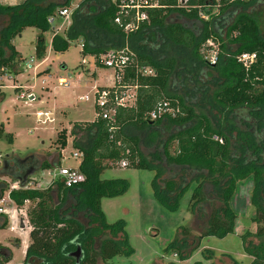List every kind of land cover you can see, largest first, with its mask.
<instances>
[{
    "label": "trees",
    "instance_id": "obj_1",
    "mask_svg": "<svg viewBox=\"0 0 264 264\" xmlns=\"http://www.w3.org/2000/svg\"><path fill=\"white\" fill-rule=\"evenodd\" d=\"M69 5L70 0L0 3V77L23 72L25 61L14 39L26 27L41 30L35 55L46 58L43 32L49 19ZM263 13L264 0H191L189 6L159 0V6L147 10L148 20L139 29L126 32L115 21L120 14L113 0L78 4L64 33L54 32L52 50L64 53L79 41L82 56H92L96 66L103 68L102 54L129 46L136 58L126 70V80L138 86L136 100L132 107L117 108L113 122L96 117L73 122L69 134L66 129L59 131L54 160L33 152L0 158L2 172L19 185L10 191L11 200L18 208L30 204V242L21 264H107L130 252L124 221L109 223L101 203L105 197L128 191L126 179L102 178L107 169L122 161L128 167L154 170L153 194L170 210L178 207L181 196L194 184L191 212L198 222H205L199 224L198 235L189 226L181 227L170 243L168 248L181 259L190 257L202 238H222L234 232L237 213L230 200L237 183L252 177L250 201L256 227L254 232L246 230L241 240L251 264H264ZM209 39L221 47L215 64L207 63L200 51ZM243 53L256 54L248 68L239 61ZM83 65L77 68L83 70ZM137 65L149 67L151 74L143 75ZM4 97L0 89V100ZM201 99L222 111L219 126L199 106ZM165 101L178 112L150 119L151 111ZM3 136L14 140L1 122ZM69 136L82 153L77 169L84 180L68 187L57 177L47 187H37L43 170L61 166V150ZM10 185L0 181V197ZM9 222L0 215V230ZM79 247L82 254L77 260L73 254ZM204 251L214 257L211 249ZM11 259L10 248L0 243V264Z\"/></svg>",
    "mask_w": 264,
    "mask_h": 264
},
{
    "label": "rangeland",
    "instance_id": "obj_2",
    "mask_svg": "<svg viewBox=\"0 0 264 264\" xmlns=\"http://www.w3.org/2000/svg\"><path fill=\"white\" fill-rule=\"evenodd\" d=\"M81 1L70 0L68 8L74 9ZM261 8L263 9V6L259 9ZM70 22L71 15L68 18L55 15L54 21L43 32L47 46V60L42 64V60L35 55V45L41 33L39 28L26 27L14 39V45L23 56L25 63L22 73L16 76L4 73L0 77V85L2 84V91L5 94L4 100L0 101V122H4L6 132L14 135L13 142H10L6 136L0 138V153L5 155L19 152L26 155L32 150L44 152L48 158L57 149L55 140L60 128L67 127L70 130L72 121H93L97 117L93 100L84 101L80 97L90 90L89 93H93L95 90L93 85L112 86L114 83L113 70L105 66L103 68L107 69H99L98 82L97 79L91 77L90 73L98 67L95 66L92 56H82L79 41L73 42L64 53L52 50L51 41L54 32L63 34ZM64 64L67 69H63ZM81 64H84V68L87 66L89 71L78 73L77 66ZM37 66H40L38 70ZM47 69L49 70L46 71ZM42 70L44 72L37 75V72ZM60 78L68 81L70 86H66ZM21 86L31 88V90H20L25 91L26 94L31 92L34 97L22 100L14 90ZM199 106L209 113L215 126L222 123L223 113L212 105L211 101L201 99ZM47 110L52 111V121L46 120L44 115L37 116L38 111L44 113ZM61 110L69 111L66 118L59 114ZM72 140L73 137H68V144L62 149L61 166L76 169L80 157L74 156V153L79 154L80 150L72 144ZM0 173H2L1 164ZM40 174L41 177L36 180L37 183H41V186L51 183L53 177L51 171L43 170ZM154 174V170L124 167L121 162L112 165L103 173L102 178H124L129 182V189L125 194L102 199V208L107 221L109 223L124 221L130 249L129 253L118 255L107 264H195L196 262H201V264H251V257L244 252L241 235L246 230L254 232L256 227L252 220L255 216V207L250 201L254 186L252 177L237 183V189L230 200L231 207L237 213L234 232L222 238L217 236L202 238L199 247L191 253L190 257L181 259L175 250L168 248L170 243L180 234L181 227L189 226L192 228V234L198 235L199 224L205 222L203 219L199 223L191 212L190 198L194 184L181 196L178 207L170 210L163 206L153 194L151 182ZM22 215L17 216L19 223L23 218ZM7 217L10 222L6 229L0 230V241L6 243L8 239L16 236L20 240L24 239V229L20 227V224L16 229H12L11 215ZM25 220L27 216L24 215ZM253 240L257 242V239L253 238ZM11 247L14 256L7 264L21 263L23 261L22 248L14 247L12 244ZM205 249L214 251V257L208 256ZM99 264L102 263L99 262Z\"/></svg>",
    "mask_w": 264,
    "mask_h": 264
},
{
    "label": "built area",
    "instance_id": "obj_3",
    "mask_svg": "<svg viewBox=\"0 0 264 264\" xmlns=\"http://www.w3.org/2000/svg\"><path fill=\"white\" fill-rule=\"evenodd\" d=\"M177 1L182 5L189 6V1L191 0ZM228 1L233 2L238 0ZM113 2L118 4L120 14L116 17L115 21L120 26H122L126 32H132L139 29L142 23L148 20L147 10L159 6V0H113ZM74 9H61L58 12V15L68 18L72 14ZM122 16L124 17L125 22H123ZM53 21L54 17L49 19L50 23H52ZM200 51L204 55L207 63L215 64L217 62L219 45L214 40L209 39L208 41H206L202 45ZM135 58V53L131 49H129L128 46L119 50H110L101 55L103 65L108 69L113 70L114 83L110 87L95 88V91L92 95L86 94L82 97V99H84L85 101L93 100L97 117H101L113 122V116L116 113L117 108H128L134 105L136 100V89L138 86L136 84H133L129 80H126V70L132 63L135 62ZM255 59V53H243L239 56V61L246 68H248L255 61ZM138 66L139 65H137V69H139V71L143 75L151 74V69L149 67ZM63 83H66V81H63ZM21 97L23 98L25 97V95H21ZM177 112L178 108L175 109L174 107H172L168 101H165L164 103L159 102L156 108L151 111L149 117L153 120L161 117L164 114H175ZM43 115L46 117V120H53L52 118H50L49 112L37 113L38 117H41ZM74 156L81 158L82 153H74ZM121 165L125 167L127 166V162L122 161ZM51 174L53 175V178L59 177L60 179H62L65 185L68 187H71L75 183L84 180V175L77 168L72 169L65 166H59L51 171ZM16 188H19V185L12 184L10 186V189L0 197V215H11L12 229H15L16 227H18V224H20L16 218L18 208L17 206H15V203L11 200L10 197V191ZM22 220L25 223L26 220L24 221V217L22 218Z\"/></svg>",
    "mask_w": 264,
    "mask_h": 264
},
{
    "label": "crops",
    "instance_id": "obj_4",
    "mask_svg": "<svg viewBox=\"0 0 264 264\" xmlns=\"http://www.w3.org/2000/svg\"><path fill=\"white\" fill-rule=\"evenodd\" d=\"M24 0H0V3L1 4H4V5H14V4H19V3H21V2H23ZM81 47V46H80ZM18 50V49H17ZM19 51V50H18ZM47 60V56H46V58L45 59H43L42 61H41V64L42 63H44L45 61ZM95 63V62H94ZM40 64V65H41ZM86 66V65H85ZM95 66H96V64H95ZM38 67H40V66H37V70H38ZM97 67V66H96ZM67 69V68H66ZM99 69H107V68H100V67H98V69L97 70H94V71H92L91 73H90V76L91 77H93L94 79H97L98 78V70ZM43 71V70H42ZM42 71H38L37 73H39V72H42ZM89 71V69H87V66H86V68H83V70H78V73H80V72H88ZM93 73H95V74H93ZM60 81H65L64 80V78H60ZM97 82H98V79H97ZM66 86H70L69 85V83H68V81H66V83H64ZM73 86H75V84H73ZM104 87H110V86H107V85H93V88L95 89V88H104ZM1 90H2V87L0 88ZM20 89H25V90H31V88H26V87H16V88H14V90L19 94V97L22 99V100H26V99H31V98H33L34 97V95L30 92V93H28V94H26V92L25 91H22V90H20ZM95 91V90H94ZM89 92H91V90L90 91H88L87 93H85L84 95H86V94H90V95H92L93 93H89ZM21 95H25V97H21ZM29 95H30V98H29ZM83 95V96H84ZM83 96H81L80 97V99L81 100H84V99H82V97ZM5 98V97H4ZM4 100V99H3ZM3 100H0V101H3ZM85 101V100H84ZM38 112H41V111H38ZM37 112V113H38ZM45 112H49V115H50V117H52V119H53V116H52V111H50V110H47V111H45ZM68 113H69V111L68 110H61L60 111V115H62L63 116V118H66L67 116H68ZM76 121H85V120H75V121H72V122H70V124H71V127H72V123L73 122H76ZM59 122H61V120L59 121ZM1 123V122H0ZM3 124H4V122H2ZM69 127H70V125H69ZM4 128H5V124H4ZM63 129H66L67 130V132H68V134L70 133V130H68L67 129V127H63V128H60L58 131H57V134H56V136L58 135V132L59 131H61V130H63ZM5 131H6V128H5ZM8 133V132H7ZM12 134V133H11ZM13 135V134H12ZM13 137H14V135H13ZM70 137V136H69ZM57 149H55L54 150V152L53 151H51V152H53V154L51 155V156H49L48 158H49V160L51 161V160H53V158H54V156H56V154H57ZM29 152H33V153H35L37 156H42V157H44V158H46V155L47 154H45L44 152H37V151H32V150H30ZM28 152V153H29ZM14 155V156H16V157H18V158H20V157H23V156H25V155H23V154H21V153H19V152H11V153H7V154H2V153H0V158L1 157H3V156H6V155ZM61 154H62V150H61ZM47 158V159H48ZM2 163V161H1V159H0V164ZM39 177H41V174H40V176ZM39 177H38V179H39ZM9 179H10V177L9 176H7L6 175V173H0V181H7V182H10L11 183V185L12 184H16L17 185V183H15V182H11V181H9ZM52 179H53V177H52ZM50 183V182H49ZM10 185V186H11ZM48 185V184H47ZM47 185L46 186H41V183H37V187H39V188H45V187H47ZM16 189H18V188H16ZM8 191V190H7ZM6 193V192H5ZM4 193V194H5ZM102 203V202H101ZM16 206V205H15ZM28 206H29V203H27L25 206H24V210H23V207L22 208H18V211H17V213H16V218H17V216H19L20 214H23L22 216L24 217V215L25 216H27V208H28ZM103 209V208H102ZM22 216H21V218H22ZM20 227L22 228V229H24L23 230V236H24V239H21L20 240V238L19 237H15V238H11V239H8V241L5 243V242H2V241H0V243L2 244V245H4V246H6V247H8V248H10V250L12 251V258H13V256H14V251H13V249H12V247H11V244L14 246V247H18V248H22V254H23V259H24V257H25V253H26V249H27V246H28V244H29V242H30V237H29V233H30V229H31V227H30V224H29V222H27V220L25 221V223H24V225H20ZM17 228V227H16ZM15 228V229H16ZM19 238V239H18ZM13 241V242H12ZM22 263V262H21ZM21 263H18V264H21Z\"/></svg>",
    "mask_w": 264,
    "mask_h": 264
},
{
    "label": "water",
    "instance_id": "obj_5",
    "mask_svg": "<svg viewBox=\"0 0 264 264\" xmlns=\"http://www.w3.org/2000/svg\"><path fill=\"white\" fill-rule=\"evenodd\" d=\"M62 67H63V69H66L67 68L65 64ZM20 225L21 226L24 225V222H23L22 219L20 220ZM81 254H82V249L79 247L77 249V251L73 255L77 258V260H79Z\"/></svg>",
    "mask_w": 264,
    "mask_h": 264
},
{
    "label": "flooded vegetation",
    "instance_id": "obj_6",
    "mask_svg": "<svg viewBox=\"0 0 264 264\" xmlns=\"http://www.w3.org/2000/svg\"><path fill=\"white\" fill-rule=\"evenodd\" d=\"M12 168L14 169V166H12Z\"/></svg>",
    "mask_w": 264,
    "mask_h": 264
}]
</instances>
